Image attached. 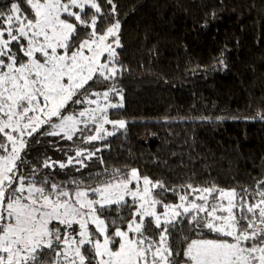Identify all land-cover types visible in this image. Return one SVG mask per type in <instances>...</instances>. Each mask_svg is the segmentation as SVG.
Masks as SVG:
<instances>
[{
    "label": "snow or ice",
    "instance_id": "snow-or-ice-1",
    "mask_svg": "<svg viewBox=\"0 0 264 264\" xmlns=\"http://www.w3.org/2000/svg\"><path fill=\"white\" fill-rule=\"evenodd\" d=\"M0 5V264H264V179L178 189L125 166L93 183L57 180V169L80 172L107 147H87L115 134L105 125L126 127L108 114L122 107L110 96L123 100L116 82L128 71L120 14L115 0ZM229 118L248 119H201ZM48 137L73 142L48 141L65 161L33 163L32 146Z\"/></svg>",
    "mask_w": 264,
    "mask_h": 264
},
{
    "label": "trees",
    "instance_id": "trees-1",
    "mask_svg": "<svg viewBox=\"0 0 264 264\" xmlns=\"http://www.w3.org/2000/svg\"><path fill=\"white\" fill-rule=\"evenodd\" d=\"M115 3L123 44L117 52L128 71L116 82L123 100L110 96L122 107L108 114L125 120L126 127L106 125L115 134L87 147H107L85 160L87 168L80 172L71 166L57 169L56 179L93 183L88 177L103 179L105 170L125 166L178 189L208 182L224 189L251 188L264 179V120L252 119L264 112V0ZM225 48L227 67L221 68L216 58ZM219 116L248 119H201ZM49 140H59V148L73 146L59 137L42 138L28 159L65 161ZM160 198L178 202L172 194Z\"/></svg>",
    "mask_w": 264,
    "mask_h": 264
},
{
    "label": "rangeland",
    "instance_id": "rangeland-1",
    "mask_svg": "<svg viewBox=\"0 0 264 264\" xmlns=\"http://www.w3.org/2000/svg\"><path fill=\"white\" fill-rule=\"evenodd\" d=\"M85 106H87V105H85ZM106 126V125H105ZM110 126V125H109ZM197 195H198V193H197ZM189 199H192V197H189ZM199 202V201H198ZM157 210L158 211H161V209L159 208V206H157Z\"/></svg>",
    "mask_w": 264,
    "mask_h": 264
}]
</instances>
